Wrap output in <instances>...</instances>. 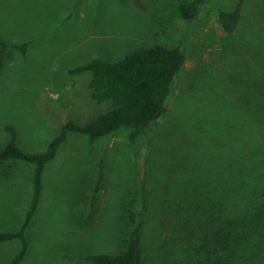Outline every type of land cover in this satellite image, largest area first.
I'll list each match as a JSON object with an SVG mask.
<instances>
[{"label":"rangeland","instance_id":"rangeland-1","mask_svg":"<svg viewBox=\"0 0 264 264\" xmlns=\"http://www.w3.org/2000/svg\"><path fill=\"white\" fill-rule=\"evenodd\" d=\"M186 1L0 0V148L9 139L6 126L22 150L42 152L63 123L83 125L108 108L90 99V74H71L73 67L154 44L177 46L185 57L166 113L145 134L134 141L126 128L96 140L67 134L44 168L18 264H93L86 256L116 254L144 204L143 264H175L174 257L161 259L171 226L159 202L186 182L190 188L208 167L214 148L207 146L241 128L238 113L248 114L244 104L264 87V0H204L191 22L177 11ZM237 2L239 23L226 33L217 11ZM33 170L22 161L0 163V233L21 227ZM20 246L18 239L0 242V264Z\"/></svg>","mask_w":264,"mask_h":264},{"label":"trees","instance_id":"trees-1","mask_svg":"<svg viewBox=\"0 0 264 264\" xmlns=\"http://www.w3.org/2000/svg\"><path fill=\"white\" fill-rule=\"evenodd\" d=\"M203 5L204 0H189L179 4L177 11L184 21L191 22ZM240 17V2L232 9L217 11V22L226 33L236 29ZM4 47L0 39V52ZM184 60L177 46L154 44L119 59L94 58L69 69L71 74L88 72L90 99L108 103V108L83 125L66 121L42 152L22 150L16 144L15 130L6 126L9 139L0 148V163L15 160L34 165L31 200L21 227L0 233V242H21L8 264H18L27 251L25 230L39 203L44 168L54 159L67 134L79 133L96 140L126 128L129 140L134 141L166 113L171 86ZM255 97L244 104L248 114L238 113L235 119L241 128H233V136L221 144L207 146L214 148L208 155V167L191 178L190 188L186 182L177 193L159 202L168 208L171 226L159 249L163 262L174 257L175 264H264L263 86ZM101 177L96 180V188ZM144 208L145 204L128 232L123 250L113 255L91 254L86 259L93 264H143Z\"/></svg>","mask_w":264,"mask_h":264}]
</instances>
